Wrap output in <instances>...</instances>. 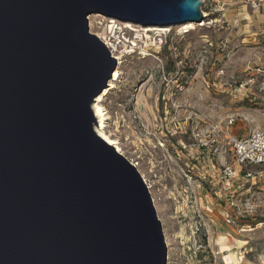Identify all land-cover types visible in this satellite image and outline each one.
<instances>
[{
  "label": "water",
  "instance_id": "water-1",
  "mask_svg": "<svg viewBox=\"0 0 264 264\" xmlns=\"http://www.w3.org/2000/svg\"><path fill=\"white\" fill-rule=\"evenodd\" d=\"M203 4L0 0V264H167L143 176L96 130L118 61L89 15L166 27Z\"/></svg>",
  "mask_w": 264,
  "mask_h": 264
},
{
  "label": "rangeland",
  "instance_id": "rangeland-1",
  "mask_svg": "<svg viewBox=\"0 0 264 264\" xmlns=\"http://www.w3.org/2000/svg\"><path fill=\"white\" fill-rule=\"evenodd\" d=\"M202 11L207 15L202 22L187 28L156 26L159 31L141 24L131 28L100 13L89 15L91 32L105 43L108 36L122 55L121 80L104 101L111 115L109 130L123 143L125 156L140 161L138 170L153 186L167 264H264V187L246 195L245 201L258 205L254 215L233 213L234 222H228L224 212L231 209L225 195H214L218 189L208 181L199 185L204 169L180 150L177 123L190 115L210 126L233 115L239 136L264 128V100L256 87L249 98L235 91L252 76L257 83L262 78L264 7H253L251 0H204ZM162 72L179 76L184 84L177 95L181 107L171 113L162 99L167 90ZM188 169L193 175L189 185ZM190 198L198 202L195 206L210 204L212 213L197 219Z\"/></svg>",
  "mask_w": 264,
  "mask_h": 264
},
{
  "label": "built area",
  "instance_id": "built-area-1",
  "mask_svg": "<svg viewBox=\"0 0 264 264\" xmlns=\"http://www.w3.org/2000/svg\"><path fill=\"white\" fill-rule=\"evenodd\" d=\"M251 5L260 7L264 6V2L251 0ZM262 71V78L258 83L255 76H252L236 85V93L244 92V96L249 98L250 94L255 95L251 90L255 86L260 95L258 97L264 100V70ZM223 73L222 69L219 75ZM161 77L167 88L162 99L165 108L171 113V110L181 107L177 95L183 90L184 84L179 76L171 77L170 72H162ZM236 121L237 118L233 115L210 126H206L204 118L190 115L181 121L177 120V123L181 124L179 128L183 138L180 150L189 154L191 159L204 169L199 185L205 187L208 181L218 189L214 195L219 199L225 195L226 203L231 209L224 212L228 222H234L233 213L242 217L254 215L255 207L258 205L245 201L246 195L251 194L254 187L257 189L256 186L264 187V128H255L239 136L234 130ZM139 167L140 161H137V168ZM188 172L190 175H187L186 182L189 185L193 183V175L190 169ZM144 180L152 195V184L147 179ZM153 202L155 203V199ZM190 203L195 206L198 202L195 198H190ZM195 207L193 213L199 220L205 219L204 215L213 211L210 204L209 206L198 204ZM197 231H200V228H197Z\"/></svg>",
  "mask_w": 264,
  "mask_h": 264
},
{
  "label": "bare ground",
  "instance_id": "bare-ground-1",
  "mask_svg": "<svg viewBox=\"0 0 264 264\" xmlns=\"http://www.w3.org/2000/svg\"><path fill=\"white\" fill-rule=\"evenodd\" d=\"M203 14H204L205 19H206L207 18L206 13L203 12ZM90 19H91V17H90ZM113 20H114V18H113ZM115 21L118 22L117 19ZM122 22H125V24L127 26H129L131 28H135V29H137V26H140L139 24L137 25V23H133V22H130V21H122ZM193 23H195V22L184 23L185 24L184 26L187 28V27L193 26L194 25ZM204 24H206V23L204 22ZM159 27H163V26H159ZM159 27H156V26H153V25H149L148 29L149 30H152V31H154V30H156V31L157 30H161V28H159ZM104 40H107L106 43L109 45L108 48L111 49L114 46V43H113L112 39H109L108 36H106V39L104 37ZM111 52L113 53V56H115V58L117 59V61H120L119 64L121 65V63L123 62L121 60L122 59V55H120L121 52L120 51L119 52H116L115 49H113V48H112V51ZM120 65H118L116 67V69H115V71L113 73V77L109 81V86L106 87L104 89V91L101 94H99V96L96 98V101L93 104V109H94V112H95V114H96V116L98 118V126H96V130L99 133V135L103 139H105L109 144L113 145L115 147V149L119 153H121V154H123L125 156L126 155V152H125V150L123 148V143L118 138L114 137V135L112 134V132L109 130V120L111 119V115H110L107 107L104 105V101L106 99V96L117 87L116 82H119L121 80V77H122V74L123 73H122V70L120 69ZM132 163L135 166H137V163L134 160H133ZM142 176H144V178H145V175L144 174ZM152 199H153V197H152Z\"/></svg>",
  "mask_w": 264,
  "mask_h": 264
},
{
  "label": "trees",
  "instance_id": "trees-1",
  "mask_svg": "<svg viewBox=\"0 0 264 264\" xmlns=\"http://www.w3.org/2000/svg\"><path fill=\"white\" fill-rule=\"evenodd\" d=\"M120 21V20H119ZM113 22H116L115 20ZM122 22V21H121ZM138 28L137 29H140L139 26H137ZM141 27V26H140ZM159 31V30H158Z\"/></svg>",
  "mask_w": 264,
  "mask_h": 264
},
{
  "label": "crops",
  "instance_id": "crops-1",
  "mask_svg": "<svg viewBox=\"0 0 264 264\" xmlns=\"http://www.w3.org/2000/svg\"><path fill=\"white\" fill-rule=\"evenodd\" d=\"M263 2H264V0H263ZM264 7V6H263Z\"/></svg>",
  "mask_w": 264,
  "mask_h": 264
}]
</instances>
